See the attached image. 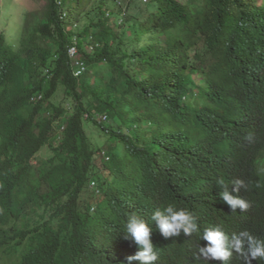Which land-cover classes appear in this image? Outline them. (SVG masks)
<instances>
[{"label":"trees","instance_id":"obj_1","mask_svg":"<svg viewBox=\"0 0 264 264\" xmlns=\"http://www.w3.org/2000/svg\"><path fill=\"white\" fill-rule=\"evenodd\" d=\"M32 3L22 24L16 22L14 43L0 19V82L9 87L13 82L27 99V91L43 95L28 108L25 126L18 129L25 138L18 165H9L0 155V210L13 208L14 191L33 170L30 159L39 153L50 166L43 175L38 222L51 214L88 219L89 211L75 208L92 205V197H98L95 217L102 224L101 214L112 209L124 217H151L176 195L188 196L189 177L199 178L217 194L225 190L216 183L223 177L229 191L233 181H246L248 190L239 194L254 197L261 206L264 236L262 161L249 155L230 127L217 132L208 148L195 144L192 133L206 123L197 105L203 101L191 100L192 76L204 74L199 65L216 56L207 74L220 76L211 84L237 109L264 94V1ZM3 7L0 0V17ZM73 47L85 61L77 70L68 54ZM170 88L185 97L191 119H168L165 97ZM217 101L229 112L220 94ZM171 113L179 115L173 109ZM226 117L231 120L230 114ZM175 124L187 128L186 135L167 139ZM104 133L106 140L101 139ZM242 161L243 173L233 174ZM78 238L85 240L82 228Z\"/></svg>","mask_w":264,"mask_h":264},{"label":"clouds","instance_id":"obj_2","mask_svg":"<svg viewBox=\"0 0 264 264\" xmlns=\"http://www.w3.org/2000/svg\"><path fill=\"white\" fill-rule=\"evenodd\" d=\"M68 54L76 70L85 67L79 48H71ZM216 61L217 56L205 58L199 65L204 74L192 76L195 82L191 100L203 101V105H197L206 123L204 128L192 133V140L208 148L215 143L217 132L230 127L232 133L244 141L249 155L262 161L260 168L264 172V94L237 109L223 91L219 93L211 84L220 77L207 74ZM27 94L29 99L18 94L13 82L10 87L0 82V155L13 167L21 160L25 142V138L18 135V129L25 126L23 121L29 115L28 108L43 98L37 93L27 91ZM219 94L229 105V112L218 104ZM165 100L169 120L182 116L186 120L192 118L183 103L185 97L170 88ZM171 109L179 115L172 116ZM226 114L231 115V120ZM172 133L167 139L185 136L187 128L175 124ZM103 135L107 138L105 133ZM29 164L34 168L14 191L13 208L0 210V264H69L70 261L72 264H264L262 210L254 197L239 194L241 190H248L243 179L233 181L229 191L224 178L218 177L217 185L225 190L217 194L199 178L189 177L188 196L176 195L174 202L156 209L151 217L142 213L124 217L115 211V214H101L105 220L102 224L95 217L97 203L90 202L92 205L75 208L89 211L92 216L88 219L70 216L64 220L62 215L51 214L38 222L43 175L50 164L39 153ZM244 170L242 161L233 174ZM100 191L104 197V189ZM96 224L99 233L93 241ZM81 228L85 240L78 238Z\"/></svg>","mask_w":264,"mask_h":264},{"label":"rangeland","instance_id":"obj_3","mask_svg":"<svg viewBox=\"0 0 264 264\" xmlns=\"http://www.w3.org/2000/svg\"><path fill=\"white\" fill-rule=\"evenodd\" d=\"M32 1L33 0H1V4H5V7H3V10L1 13L3 15L0 17V19L3 22L1 25V29L2 30L3 28L8 29V35H9V39L11 42L13 41V38L16 35V33H14L16 22L19 23V26H20L23 21L25 9L34 8L35 5L34 3H32ZM263 1L264 0H260V2H263ZM66 18L68 19V15H66ZM101 139L105 140L106 137L103 135ZM104 174L107 175L108 173L104 172ZM91 200L93 203L96 201L95 198H92ZM112 210H113V213L115 214L114 209Z\"/></svg>","mask_w":264,"mask_h":264}]
</instances>
